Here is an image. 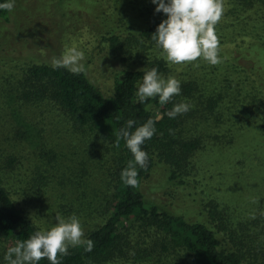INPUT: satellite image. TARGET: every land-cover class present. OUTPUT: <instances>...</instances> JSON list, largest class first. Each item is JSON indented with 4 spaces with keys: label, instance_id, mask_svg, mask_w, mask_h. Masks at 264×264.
I'll list each match as a JSON object with an SVG mask.
<instances>
[{
    "label": "trees",
    "instance_id": "trees-1",
    "mask_svg": "<svg viewBox=\"0 0 264 264\" xmlns=\"http://www.w3.org/2000/svg\"><path fill=\"white\" fill-rule=\"evenodd\" d=\"M108 1L119 4L99 10L93 54L104 72L117 67L109 85L33 55L1 80L0 120L15 121L0 125V264L56 214L78 216L94 245L70 247L61 264H264V65L236 61L264 56V0H225L216 66L167 62L151 39L167 16L151 0ZM12 14L0 9V21ZM153 67L181 81L168 104L138 101ZM180 102L191 109L169 118ZM129 119L130 131L148 119L156 128L138 187L121 179L134 159L119 137ZM186 190L192 197L175 203Z\"/></svg>",
    "mask_w": 264,
    "mask_h": 264
},
{
    "label": "clouds",
    "instance_id": "clouds-1",
    "mask_svg": "<svg viewBox=\"0 0 264 264\" xmlns=\"http://www.w3.org/2000/svg\"><path fill=\"white\" fill-rule=\"evenodd\" d=\"M151 2L156 5L157 13L163 12L167 16L151 36L156 46L162 50L167 62L186 65L203 59L212 66L223 63V58L219 55L221 45L216 25L226 11L225 0H151ZM14 8L15 0L0 3L2 10L11 12ZM84 60L83 51L70 47L61 57L53 60V67H63L79 75L85 71L82 63ZM142 71L143 80L136 92L140 103L146 102L149 98L159 97V103L165 105L181 94V81L174 76L165 78L155 67ZM190 109L191 105L188 103H176L167 115L169 118H175L177 115L186 114ZM134 124V120H127L119 132V137L125 140L126 147L134 157L121 172L123 183L130 187L139 186L138 168L146 170L149 161V155L142 146L156 132L152 119H148L135 131H130ZM116 146H119L118 141ZM55 221L49 230L36 231L27 240L17 241L15 246L9 247L4 255L6 264H38L45 258L50 264H61L60 257L67 256L70 247L83 245L85 251L92 250L93 241L85 239V232L78 216L73 214L65 218L56 214Z\"/></svg>",
    "mask_w": 264,
    "mask_h": 264
},
{
    "label": "rangeland",
    "instance_id": "rangeland-1",
    "mask_svg": "<svg viewBox=\"0 0 264 264\" xmlns=\"http://www.w3.org/2000/svg\"><path fill=\"white\" fill-rule=\"evenodd\" d=\"M141 2L144 6L147 5L146 2ZM113 3L119 4L108 0L97 2L95 5L87 0H15L10 20L0 21V83L6 75L16 72V64H22V61L29 60L30 57L36 56L33 57L36 60L42 59L53 64V60L61 57L68 48L75 47L85 54L82 63L90 78L103 88L109 85L117 67H109L107 72H104L96 64L93 50L97 43L96 30L102 22L99 10H109ZM231 45L229 42L223 45V51L229 55L234 53L230 49ZM234 55L239 54L237 52ZM236 61L241 65H264V56L249 55L248 58L241 57ZM14 109L16 110V107L12 104V111ZM8 119L15 121L12 116H8L0 120V125ZM251 133L255 135L253 131ZM256 143L255 141L254 145ZM5 145L10 147L7 143ZM252 145L250 144L251 147ZM261 146L264 147V143ZM235 168L241 170L245 169V166L237 161ZM208 176L206 175V178ZM157 177L159 178V175ZM164 191V188H159L154 193L161 196ZM184 192L177 193L175 203L184 204L192 197H184L188 190Z\"/></svg>",
    "mask_w": 264,
    "mask_h": 264
}]
</instances>
